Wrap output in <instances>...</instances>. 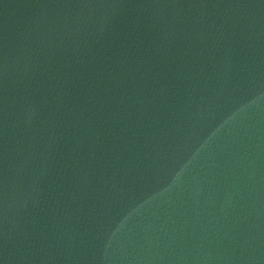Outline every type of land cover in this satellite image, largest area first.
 Returning a JSON list of instances; mask_svg holds the SVG:
<instances>
[{"label":"water","instance_id":"water-1","mask_svg":"<svg viewBox=\"0 0 264 264\" xmlns=\"http://www.w3.org/2000/svg\"><path fill=\"white\" fill-rule=\"evenodd\" d=\"M0 264H264V0H0Z\"/></svg>","mask_w":264,"mask_h":264}]
</instances>
